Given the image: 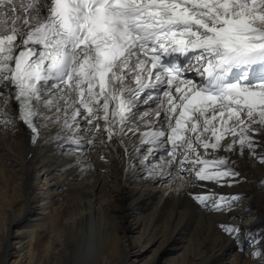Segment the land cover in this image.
<instances>
[{"label":"bare ground","instance_id":"obj_1","mask_svg":"<svg viewBox=\"0 0 264 264\" xmlns=\"http://www.w3.org/2000/svg\"><path fill=\"white\" fill-rule=\"evenodd\" d=\"M169 1L182 17L174 38L193 46L190 72L156 95L128 54L100 91L82 48L65 89L30 98L32 129L14 57L46 0H4L0 264H264V82L196 93L222 57L244 76L254 68L264 0Z\"/></svg>","mask_w":264,"mask_h":264},{"label":"rangeland","instance_id":"obj_2","mask_svg":"<svg viewBox=\"0 0 264 264\" xmlns=\"http://www.w3.org/2000/svg\"><path fill=\"white\" fill-rule=\"evenodd\" d=\"M207 23L210 24V25H213L212 22H210V21L207 22ZM208 24H207V26H208ZM208 27H209V26H208ZM187 178H188V176H186V177L183 178L185 182H187V180H186ZM164 185H165V184L163 183V184H161V186H157L155 189L153 188L154 190H153L152 192L155 194V196L158 195V193L163 189ZM167 189H168V190H167V192H166V195H167L169 192L172 191V187L168 186ZM214 221H215V220H214Z\"/></svg>","mask_w":264,"mask_h":264}]
</instances>
